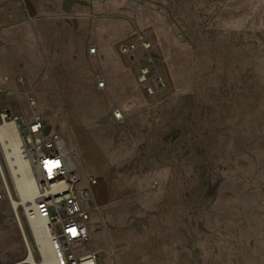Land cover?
Masks as SVG:
<instances>
[{"label":"rangeland","instance_id":"374dc122","mask_svg":"<svg viewBox=\"0 0 264 264\" xmlns=\"http://www.w3.org/2000/svg\"><path fill=\"white\" fill-rule=\"evenodd\" d=\"M0 88L96 180L98 264H264V0H0ZM0 166V264H19Z\"/></svg>","mask_w":264,"mask_h":264},{"label":"built area","instance_id":"2783aa9c","mask_svg":"<svg viewBox=\"0 0 264 264\" xmlns=\"http://www.w3.org/2000/svg\"><path fill=\"white\" fill-rule=\"evenodd\" d=\"M140 40L141 47L148 49L149 45ZM132 49L134 48L124 44L119 46V52L122 54H127ZM95 51V48H90L88 54L94 55ZM146 74L147 69L140 71V82L145 81ZM103 86V83L97 84L99 89ZM4 95L6 93L0 88V96ZM29 107L32 113L26 119L15 116L7 108L0 111V124L11 123L16 126L17 135L33 170L34 200L29 207L23 209V219L28 226L27 232L32 239L28 221L43 222L40 231L50 243L53 264H98L100 259L98 253L81 252L84 245L89 242L87 205L92 199V189L96 185V180L90 177L83 183L64 141L57 135L43 136V122L34 113L33 100L29 101ZM113 116L116 120L121 119L118 111L114 112ZM0 177L4 181L1 169ZM2 188L0 199L9 195L5 184ZM14 215L24 241L25 228L15 211ZM37 251L40 256L38 248Z\"/></svg>","mask_w":264,"mask_h":264},{"label":"bare ground","instance_id":"6f19581e","mask_svg":"<svg viewBox=\"0 0 264 264\" xmlns=\"http://www.w3.org/2000/svg\"><path fill=\"white\" fill-rule=\"evenodd\" d=\"M0 155L15 179L18 190L19 200L11 203V210L16 212L19 207H24V209L29 207L33 203L35 194V184L29 179L27 172L31 163L17 135L16 126L11 123L0 124ZM0 169L3 172L1 166ZM28 225L33 242L39 250L40 259L38 261L34 259L27 243L28 247L26 246V248L28 249L27 255L23 259L24 264H53L50 243L45 234L40 231L43 222L28 221Z\"/></svg>","mask_w":264,"mask_h":264},{"label":"water","instance_id":"95a60500","mask_svg":"<svg viewBox=\"0 0 264 264\" xmlns=\"http://www.w3.org/2000/svg\"><path fill=\"white\" fill-rule=\"evenodd\" d=\"M22 230V229H21ZM24 239V242H25V245L27 246V241H26V239L25 238H23ZM28 247V246H27ZM28 249V248H27ZM19 264H24V262L22 261V262H20Z\"/></svg>","mask_w":264,"mask_h":264},{"label":"trees","instance_id":"16d2710c","mask_svg":"<svg viewBox=\"0 0 264 264\" xmlns=\"http://www.w3.org/2000/svg\"><path fill=\"white\" fill-rule=\"evenodd\" d=\"M28 233V232H27ZM29 235V234H28ZM30 237V236H29Z\"/></svg>","mask_w":264,"mask_h":264}]
</instances>
